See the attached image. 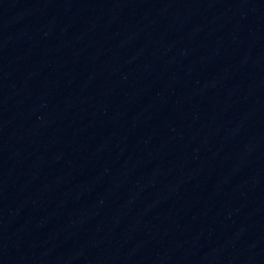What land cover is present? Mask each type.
<instances>
[{"label": "water", "instance_id": "1", "mask_svg": "<svg viewBox=\"0 0 264 264\" xmlns=\"http://www.w3.org/2000/svg\"><path fill=\"white\" fill-rule=\"evenodd\" d=\"M0 264H264V0H0Z\"/></svg>", "mask_w": 264, "mask_h": 264}]
</instances>
